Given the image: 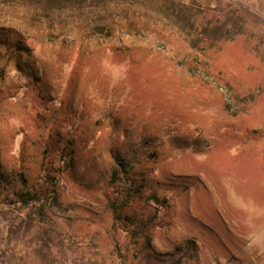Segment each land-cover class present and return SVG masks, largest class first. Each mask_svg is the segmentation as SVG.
Returning <instances> with one entry per match:
<instances>
[{
    "label": "rangeland",
    "instance_id": "rangeland-1",
    "mask_svg": "<svg viewBox=\"0 0 264 264\" xmlns=\"http://www.w3.org/2000/svg\"><path fill=\"white\" fill-rule=\"evenodd\" d=\"M0 264H264V0H0Z\"/></svg>",
    "mask_w": 264,
    "mask_h": 264
},
{
    "label": "trees",
    "instance_id": "trees-1",
    "mask_svg": "<svg viewBox=\"0 0 264 264\" xmlns=\"http://www.w3.org/2000/svg\"><path fill=\"white\" fill-rule=\"evenodd\" d=\"M179 16H178V18H180ZM189 21H191V20H189ZM192 21H193V23H190V25L192 24L191 25V28H195V21L194 20H192ZM185 34H186V37L188 39H191L190 40V43H191L192 47L199 46L198 45V42H199V40H202V36H203V33L202 32L197 33V31L192 32V30H191V31L186 32ZM195 34L197 35L196 38H195ZM200 49L201 50L203 49L202 46L200 47ZM118 164L122 168V170L126 171V168L127 167H126V165H125V163L123 161H118ZM114 174H117V173H114ZM35 201H39V200L29 190H27V191H21L18 194V202L21 203V204H23V205L28 206L31 202H35Z\"/></svg>",
    "mask_w": 264,
    "mask_h": 264
}]
</instances>
